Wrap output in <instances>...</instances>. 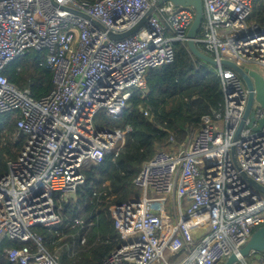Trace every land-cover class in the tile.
I'll use <instances>...</instances> for the list:
<instances>
[{
  "label": "built area",
  "instance_id": "obj_1",
  "mask_svg": "<svg viewBox=\"0 0 264 264\" xmlns=\"http://www.w3.org/2000/svg\"><path fill=\"white\" fill-rule=\"evenodd\" d=\"M154 1L0 0V115H12L23 139L0 178V243L21 244L6 250L10 263L59 264L31 229L58 225L56 196L73 195L85 170L123 149L130 128H99L97 115L119 119L148 71L172 63L173 44L186 43L195 12L169 2L132 34L109 38L137 26ZM202 2L196 45L264 78V26L248 21L254 0ZM29 50L48 52L54 89L41 99L3 75ZM217 72V110L182 142L170 138L135 177L138 196L109 208L118 238L102 264H171L174 256L172 264H222L264 226V196L242 176L264 186V127L247 128V118L234 139L248 90L232 70ZM251 112L264 117L256 102ZM250 256L264 264V253Z\"/></svg>",
  "mask_w": 264,
  "mask_h": 264
},
{
  "label": "trees",
  "instance_id": "obj_2",
  "mask_svg": "<svg viewBox=\"0 0 264 264\" xmlns=\"http://www.w3.org/2000/svg\"><path fill=\"white\" fill-rule=\"evenodd\" d=\"M248 21L264 26V0H254ZM173 48L172 63L148 71L145 89L133 90L118 119L120 130L130 128L123 149L115 158L108 155L85 170L84 182L72 197L56 196L58 225L31 229L49 254L62 249L59 264H102L118 238L109 208L137 196L133 181L143 164L157 150L167 149L170 138L180 143L198 130L203 117L212 116L223 101L217 69L191 55L186 43L176 42ZM197 48L204 52L199 44ZM47 53L26 51L5 66L3 75L34 99L46 97L54 89ZM22 143L12 115H0V178L17 158ZM20 246L1 242L0 264H13L5 252Z\"/></svg>",
  "mask_w": 264,
  "mask_h": 264
},
{
  "label": "water",
  "instance_id": "obj_3",
  "mask_svg": "<svg viewBox=\"0 0 264 264\" xmlns=\"http://www.w3.org/2000/svg\"><path fill=\"white\" fill-rule=\"evenodd\" d=\"M167 2L176 6L191 7L195 12L193 21L185 35L186 46L188 48V51L191 53V55L203 61L204 63H207L212 67H215L216 69L224 67L232 70L233 72L236 73V75L239 77V79L243 82V84L248 90V99L246 103V108L242 120L235 133L234 139L237 138L238 133L245 124L247 118H249V122L246 124L247 128H250L253 131H259L262 127H264V117L256 120L253 117L251 108L253 103L256 102L260 105L262 109H264V78H262L257 71L249 68L238 67L230 60L223 59L217 62L215 59L211 58L209 55L200 51L197 48L195 39L199 33V28L204 16V6L202 0H155L152 6L150 7V9L146 12L145 16L142 18V20L138 23L137 26L121 34H116V35L109 34V38L113 40H119L121 38H124L132 34L143 24L146 17L150 15L152 11H154L155 9H157L158 7H160L161 5ZM72 12L76 13L81 17L88 19L86 15L80 12L77 11H72ZM254 123H256L257 125L253 126ZM242 176L246 179V181L250 186H252L256 191H258L262 196H264V186H261L260 184L247 178L244 174H242ZM262 253H264V226L255 229L248 242L238 251V253L231 254L222 264H237L239 262H243L244 258L247 256H250L252 254H262Z\"/></svg>",
  "mask_w": 264,
  "mask_h": 264
},
{
  "label": "rangeland",
  "instance_id": "obj_4",
  "mask_svg": "<svg viewBox=\"0 0 264 264\" xmlns=\"http://www.w3.org/2000/svg\"><path fill=\"white\" fill-rule=\"evenodd\" d=\"M96 122L98 123L99 128L119 129V130L121 129V126H120V123L118 122V119H112L110 117H107L103 112H101V113H99L97 115ZM162 149L163 150H167L166 147H162ZM72 196L73 195H70V197H72ZM70 197L69 196H65L64 199L67 200ZM55 254L60 258L61 255H62V249H58ZM177 259H178V256H174V257H169L166 260H167V262H169V263L172 264ZM257 259L254 256H247V257L244 258V261H245L246 264H256ZM60 261H61V259L59 260V263H60ZM160 264H163L162 261H161ZM237 264H243V263L242 262H239Z\"/></svg>",
  "mask_w": 264,
  "mask_h": 264
}]
</instances>
